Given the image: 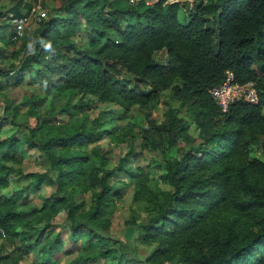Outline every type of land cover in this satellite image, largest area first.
Instances as JSON below:
<instances>
[{
	"label": "trees",
	"instance_id": "trees-1",
	"mask_svg": "<svg viewBox=\"0 0 264 264\" xmlns=\"http://www.w3.org/2000/svg\"><path fill=\"white\" fill-rule=\"evenodd\" d=\"M190 2L183 24L178 10L187 4L184 1L63 0L66 16L42 21L24 48L18 70L33 65L45 69L40 100L51 93L68 97L80 93L126 112L156 101L159 92L169 88L183 101L189 100V116L200 120L201 142L177 147L188 142L189 135L187 124L176 113L161 124L151 123L141 134L142 146L161 150L160 177L168 189L157 185L150 168L126 171L134 182L133 200L142 203L148 214L147 222L139 225L143 242L155 247L147 260L264 264V160L250 156L256 148L264 157V0ZM10 11L21 15L17 7ZM6 12L0 9V17ZM82 23L90 33L78 46L72 37ZM159 50L167 55L165 63L153 57ZM256 62L259 69L253 67ZM121 70L135 83L120 79ZM227 70L240 83H255L258 103L238 100L220 110L208 90L222 82ZM13 71L14 67L0 66L1 77ZM11 104L7 101L6 108ZM83 107L84 103L63 107L71 122L56 125L36 115L30 105L36 120L28 134L0 138V188L10 170L6 163L20 158V145L38 149L57 172L55 178L48 172L32 175L34 190L42 183L56 186L41 208L61 207L72 237H88L90 243L98 236L94 231L109 230L107 207L112 204L108 179L114 170L106 169L108 159L98 142L103 135L121 142L132 136L133 128L128 124L116 133L114 126L107 128L110 121L103 113L93 119L80 116ZM87 191L89 202L76 201V193ZM20 196L6 197L0 191V238L30 240L40 233L28 219L40 208H22L16 202ZM20 227L25 230L18 231ZM38 242L34 239L24 250ZM121 244L108 239L98 254L112 258ZM61 246L60 233L47 239L33 264H55L53 256ZM85 258L79 253L69 264ZM7 259L19 264L13 253L0 256V264H7Z\"/></svg>",
	"mask_w": 264,
	"mask_h": 264
},
{
	"label": "rangeland",
	"instance_id": "rangeland-1",
	"mask_svg": "<svg viewBox=\"0 0 264 264\" xmlns=\"http://www.w3.org/2000/svg\"><path fill=\"white\" fill-rule=\"evenodd\" d=\"M62 1H0L1 11H7V14L0 17V24H2L0 26V66L15 68V71L8 73L7 76H0V138L9 137L12 134L18 136L28 134L29 126L32 127L35 124L36 115L42 118L48 117L47 122L56 125L71 122L72 117L61 109L67 105L82 103H84V107L80 116L86 114L89 119H93L99 113H103V117L110 121L107 125L108 129L114 126L115 132L119 133L126 125L131 124L133 134L129 138H122L121 142H114L107 135H103L98 142L108 159L106 169L114 170V174L108 179L112 188L110 198L112 204L107 207V210L111 212L109 214V230L94 231L93 233L98 236L90 243L86 242L88 237H81L78 240L72 237L70 223L61 207L41 208L43 200L54 193L56 186L42 183L37 190H34L32 175L33 173L48 172L55 178L57 172L51 168L41 151L34 147L28 148L25 145H20L18 148L19 160L6 163L10 170L1 183L0 191L6 197L20 193L21 196L16 202L17 205L23 206L22 208H40L34 217L28 218L31 223L36 225L40 233L34 234L30 240L1 237L0 256L13 253L14 258L19 259V264H33L40 254L41 244L60 233L62 246L60 252L53 256L55 264H69L79 253L89 259L79 260L76 264H115L118 259H120L118 264H151L147 259L152 255L155 247L148 246L143 242V233L139 227L147 222L148 214L144 211L142 203L133 200L134 182L126 171H135L137 168L146 171L150 168L157 185L168 189L167 183L160 177L164 171L161 150L142 146L141 134L144 129L149 128L151 123L161 124L167 121L171 113H176L177 117L187 124L189 135L188 142L178 143L177 147L182 149L184 145H196L201 142L200 120L192 119L189 116L187 110L189 100L183 101L181 97L174 94V90L171 88L160 91L156 101L143 107L134 106L128 112L114 103H101L95 97L82 96L80 93H74L70 97L51 93L46 95L44 100H40L44 95L42 88L46 85L45 69L42 66L33 65L25 71H20L18 67L28 40L37 33L42 21L51 16H66V13L61 9ZM136 1L138 0H134V2ZM147 1L154 2L156 0ZM168 1L187 2L178 10V19L185 24L188 21L187 11L192 0ZM12 7L19 8L21 15L15 16L10 11ZM41 13L44 16H41ZM19 22H21V31L18 33ZM125 23L124 21L123 25ZM89 31L90 28L82 23L77 28L72 40L81 46L87 40ZM153 57L160 63H165L167 59L164 50L156 51ZM253 67L259 69L257 62L253 64ZM53 75L56 74L49 73L48 76ZM118 77L127 80L129 85L135 83L134 78L124 70L120 71ZM7 101H12L9 108H6ZM30 105H34L36 115L31 114ZM174 152L175 150H172V153ZM250 156L264 160L262 153L256 148L251 151ZM74 197L78 202H89L90 192L76 193ZM22 230L25 228H18V231ZM34 239H38L39 242L29 251L24 250V246ZM108 239H117L122 244L117 251H114L112 258L105 259L100 257L98 251L107 243ZM6 263L10 264V259H7Z\"/></svg>",
	"mask_w": 264,
	"mask_h": 264
},
{
	"label": "built area",
	"instance_id": "built-area-1",
	"mask_svg": "<svg viewBox=\"0 0 264 264\" xmlns=\"http://www.w3.org/2000/svg\"><path fill=\"white\" fill-rule=\"evenodd\" d=\"M133 1V0H132ZM150 3L149 1L145 0ZM41 16H44L41 13ZM21 22L17 25V32L21 31ZM211 98L221 111H226L229 105L238 100H246L250 103H258L259 96L253 81L240 83L235 79L232 71L227 70L221 83L208 90Z\"/></svg>",
	"mask_w": 264,
	"mask_h": 264
},
{
	"label": "clouds",
	"instance_id": "clouds-1",
	"mask_svg": "<svg viewBox=\"0 0 264 264\" xmlns=\"http://www.w3.org/2000/svg\"><path fill=\"white\" fill-rule=\"evenodd\" d=\"M45 47H46V48H50V47H51V45H50V44H47V45H45Z\"/></svg>",
	"mask_w": 264,
	"mask_h": 264
}]
</instances>
